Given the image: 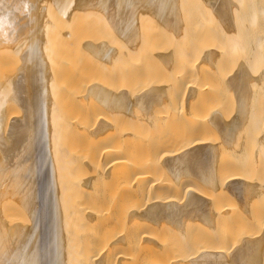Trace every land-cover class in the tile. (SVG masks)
I'll list each match as a JSON object with an SVG mask.
<instances>
[{"label": "bare ground", "instance_id": "1", "mask_svg": "<svg viewBox=\"0 0 264 264\" xmlns=\"http://www.w3.org/2000/svg\"><path fill=\"white\" fill-rule=\"evenodd\" d=\"M0 264H264V0H0Z\"/></svg>", "mask_w": 264, "mask_h": 264}]
</instances>
